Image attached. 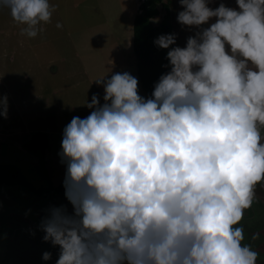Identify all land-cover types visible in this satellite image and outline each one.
I'll return each mask as SVG.
<instances>
[{
  "label": "clouds",
  "instance_id": "clouds-1",
  "mask_svg": "<svg viewBox=\"0 0 264 264\" xmlns=\"http://www.w3.org/2000/svg\"><path fill=\"white\" fill-rule=\"evenodd\" d=\"M178 2L177 22L197 31L183 48H170L175 33L154 40L170 48V70L151 97L128 72L104 75L94 80L104 102L93 94L90 114L63 129L58 155L72 211L51 206L39 224L43 241L59 246L56 264L257 262L238 225L264 181V0ZM0 9L29 38L55 11L49 0H0Z\"/></svg>",
  "mask_w": 264,
  "mask_h": 264
},
{
  "label": "rangeland",
  "instance_id": "rangeland-1",
  "mask_svg": "<svg viewBox=\"0 0 264 264\" xmlns=\"http://www.w3.org/2000/svg\"><path fill=\"white\" fill-rule=\"evenodd\" d=\"M140 1L49 0L55 11L50 22L42 24L41 31L34 38L21 34L24 26L14 22L7 9H0V84L5 85V90L0 88V97H7V118L0 116V128L25 135L20 139L13 137L11 142L0 136L1 165L16 166L35 188H47L63 182L66 168L58 153L64 127L73 117L83 119L90 114L92 109L85 104L91 103L93 94H98L101 104L104 102L103 87L97 86L94 80L104 75L108 79L123 72L138 79L129 39L132 41V22ZM168 1L170 21L176 34L174 47L183 48L187 38L193 36L197 29L181 26L177 22V14L183 10L182 6L178 0ZM220 3L237 8L235 0H212L209 7L216 8ZM162 14L163 10H160ZM159 20V16L155 17L153 23ZM213 22L215 18L209 24ZM57 23L62 27L57 28ZM125 66L131 71H126ZM138 94L149 98L142 91L139 80ZM37 130L46 132L49 139L48 149L40 163L37 154L22 149L20 145L29 132ZM261 135L264 138V128ZM259 187L264 188V185L256 186ZM259 192L264 202V191ZM35 200V194L19 184L0 189L1 263L7 254L14 257L17 252L24 251L19 249V238L8 242L7 231L12 230H7L8 215L21 213L30 220L29 215L35 211ZM9 234L13 235V232ZM30 236L32 238V234L23 233V242L31 241ZM32 242H38L39 248L47 245L39 239ZM50 250L54 257H51V264H56L59 246ZM34 253L33 259L40 255L38 248ZM14 259L3 264H14ZM41 259L34 260L33 264H42Z\"/></svg>",
  "mask_w": 264,
  "mask_h": 264
},
{
  "label": "trees",
  "instance_id": "trees-1",
  "mask_svg": "<svg viewBox=\"0 0 264 264\" xmlns=\"http://www.w3.org/2000/svg\"><path fill=\"white\" fill-rule=\"evenodd\" d=\"M160 10L163 14L160 15ZM160 17L158 23L153 19ZM170 21V4L168 0H141L132 22V50L135 58V68L142 91L151 97L154 84L162 74L170 70L164 65L168 64L166 59L169 49H161L155 46L154 40L163 34H172ZM2 144V143H1ZM49 146L48 134L44 131H34L29 139L21 144V148L39 156V163ZM19 184L35 195L64 197L63 182L50 187V190L37 189L30 185L22 176L20 170L12 164H0V189ZM46 191V192H45ZM54 259V257H53Z\"/></svg>",
  "mask_w": 264,
  "mask_h": 264
},
{
  "label": "flooded vegetation",
  "instance_id": "flooded-vegetation-1",
  "mask_svg": "<svg viewBox=\"0 0 264 264\" xmlns=\"http://www.w3.org/2000/svg\"><path fill=\"white\" fill-rule=\"evenodd\" d=\"M258 185V184H257ZM259 185H264V181L260 182ZM49 187V188H48ZM47 188H39L43 189L46 191L50 190V187H54L52 185L48 186ZM38 189V188H37ZM255 190V195H256V202L253 203L252 207L248 210H245L244 213V218L240 222V225L238 226H243L244 228V236L245 239L242 243L244 244H251L253 247V250L257 251L259 253L258 259L256 264H264V202H262V199L259 195V191H264V188H256ZM45 191V192H46ZM36 200H35V211L32 212L29 217H24L23 215H20L21 213H17L15 215H8L9 222H7V230L10 228L12 229L11 231L13 232L12 234H9L11 231H7V237H8V242L10 241H16L18 238L21 243V247L19 249H23L24 251L22 252H17V255L14 257H11L10 254H7L4 256V262H10L11 260L13 261L14 259V264H33L34 260H39L41 259L42 253L45 251L50 252L52 247H49L50 242H45L47 245L45 247L39 248V243L38 242H32L34 239H39L43 240L42 237L44 233L39 229V224L42 219L46 215V211L49 207L55 206L59 207L61 205L67 207L68 211L71 212L72 210L69 202L65 200L66 198L60 197V196H43L42 195H35ZM258 209V210H257ZM24 220H22V219ZM259 232L260 233V239L253 241L251 239V236L253 233ZM23 233H29L32 234L31 241L29 242H23ZM39 250L40 255H37L34 259L31 258L32 254H35L36 250ZM27 250V251H25ZM51 253V252H50ZM52 257V255H51ZM3 257L0 258V260ZM24 259H27L26 262H24ZM53 259V257H52ZM42 264H51V259L48 261L43 262ZM0 262V264H3Z\"/></svg>",
  "mask_w": 264,
  "mask_h": 264
},
{
  "label": "crops",
  "instance_id": "crops-1",
  "mask_svg": "<svg viewBox=\"0 0 264 264\" xmlns=\"http://www.w3.org/2000/svg\"><path fill=\"white\" fill-rule=\"evenodd\" d=\"M135 7H136V6H135ZM129 42H130V44H131V39H129ZM125 70H126V71H129V72L131 71L130 68H129L128 66H125ZM2 82H3V81H2ZM0 85H2V87H0V88H2L3 90H5V85H4V84H0ZM3 129H4V128H0V136H1V137L5 136L8 140H10V142L13 140V137L20 139V138H19L20 136H25V135H23L21 132L14 133V132H9V131H3ZM31 133H32V132H29V133H28L29 135L26 137V139H25L23 142H25L27 139H29ZM1 137H0V138H1ZM4 140H5V139H4ZM14 142L17 143L18 140H17V141H14ZM23 142H21L20 145H21Z\"/></svg>",
  "mask_w": 264,
  "mask_h": 264
}]
</instances>
